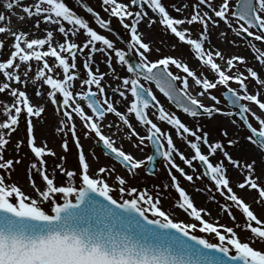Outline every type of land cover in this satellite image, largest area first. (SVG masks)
<instances>
[{"label": "snow or ice", "instance_id": "6c2138e0", "mask_svg": "<svg viewBox=\"0 0 264 264\" xmlns=\"http://www.w3.org/2000/svg\"><path fill=\"white\" fill-rule=\"evenodd\" d=\"M75 4L83 15L66 0H0V264H264V0ZM142 25L187 55L161 53ZM49 106L59 155L36 134ZM217 116L228 127L199 122ZM158 158L167 182L130 183ZM25 160L30 192L12 179Z\"/></svg>", "mask_w": 264, "mask_h": 264}, {"label": "rangeland", "instance_id": "374dc122", "mask_svg": "<svg viewBox=\"0 0 264 264\" xmlns=\"http://www.w3.org/2000/svg\"><path fill=\"white\" fill-rule=\"evenodd\" d=\"M25 2H27V0H25ZM66 2L69 4L70 7H74V9L78 12V14H82V15L84 14L82 12V10L75 4V0H66ZM86 2L89 3L90 6H93L95 8L97 3H98V0H86ZM164 2L167 4L170 2V0H164ZM0 10H2V9H0ZM97 10L99 11L98 8H97ZM101 15H104V14L101 12ZM173 15H175V13H173ZM15 18L16 17L12 18L13 22H12L11 27L13 29H16L18 26H20L21 24H24V23L31 24V21L21 22L18 19H17V21H15ZM93 26L95 27V25H93ZM111 27L118 28L122 32L123 37H125L127 39V35H126L125 30H123L119 26V24L117 23V21L115 19L112 20ZM141 29H142V31H145L147 33V38L153 41L154 47H160L161 48V53L171 54V55H175L178 57L187 55V50L181 48L180 46L177 47V51L171 52L169 50V48L167 47V44L172 43L171 38L162 36L160 31L155 26H153V28L149 30V29L144 28L142 25ZM24 30L27 31V28H24ZM104 34L108 35L110 39L115 40V36H112L108 33H104ZM37 35H41V34L37 33ZM162 41H164L165 43H162ZM117 46L123 47V45L120 44L119 42L117 43ZM221 47L227 48L226 45H221ZM154 56H155V53H154ZM101 70H104L103 66H101ZM157 96H158V99L161 100V103L165 105V107H169L168 102L165 100V98H163L159 93H157ZM0 99H6V97L0 96ZM205 103H208V101H205ZM181 116H182V118H184L182 114H181ZM188 122L191 123V121H188ZM199 122L205 126L206 130H209L210 132H213L219 126L228 127L227 121L223 117H219V116H217L211 120H209L207 117H201L199 119ZM54 126H55V123H54V117L52 115V108H51V106H49L47 109V112L45 113V122L42 124L37 123L36 134H37L38 138L46 137L49 141V147H52L59 155L61 150L59 148L58 141L54 138ZM229 131L231 132V129H229ZM18 135H19V133H16L13 135V137H12L13 141L18 137ZM177 143H179V142H177ZM82 144L84 145V149L86 152L89 150H93L96 152L97 156L99 157V163L101 165L111 166L113 164V162L110 159L103 156L101 149L99 147L94 146L92 141L82 140ZM9 147H11V145ZM125 149L126 150H132L127 143H125ZM135 154L138 156L147 155V154H150V149H145V152L143 154H141L139 152H136ZM5 157L9 158V155L6 153ZM67 159H68L67 166L69 168H74L76 166V157L74 155V150L69 152ZM26 163H27V161L25 160L22 164L16 166V170L12 173V179L14 181H17L25 192H30V189L27 187L26 174H25V164ZM49 163L51 164V160L49 161ZM116 167H117V171L120 172L121 174H123V170L120 169L118 165ZM37 182L39 183V181H37ZM164 182H167V177H166V172L163 169V162L160 163L158 173H156V175L149 176L146 174V172L144 170H141L139 175H137L134 180L130 181V183L132 185L138 186L139 188H142V189L143 188L151 189L154 184H162ZM183 186L192 194L193 200L196 203L197 207H207L212 212L213 217H215L217 215L218 209H217L216 205L208 202L205 199L206 194L194 192L193 188L188 186L186 183H184ZM241 194L244 195L243 193H241ZM172 196H175L174 192L168 194L167 197L162 201L164 208L167 209L171 206V204H172L171 197ZM198 196L200 197L199 199H198ZM257 214H259V210H257ZM177 218H179L181 220L188 219L185 217V215L182 212L177 213ZM239 218L240 217L237 214V219L239 220ZM219 222L221 224H225V225L230 226V227L234 226L233 222L223 213H220ZM237 231L240 232L239 229H237ZM196 234L200 235V233H198V232ZM245 235H246V233L240 232L241 239H243ZM213 242H215V241H213Z\"/></svg>", "mask_w": 264, "mask_h": 264}, {"label": "bare ground", "instance_id": "6f19581e", "mask_svg": "<svg viewBox=\"0 0 264 264\" xmlns=\"http://www.w3.org/2000/svg\"><path fill=\"white\" fill-rule=\"evenodd\" d=\"M15 21H17V18H15ZM200 197L198 196V199H199Z\"/></svg>", "mask_w": 264, "mask_h": 264}]
</instances>
